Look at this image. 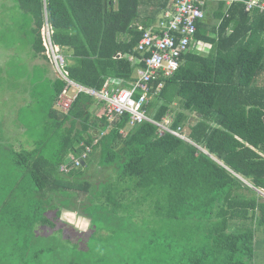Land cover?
Masks as SVG:
<instances>
[{
	"label": "trees",
	"instance_id": "obj_1",
	"mask_svg": "<svg viewBox=\"0 0 264 264\" xmlns=\"http://www.w3.org/2000/svg\"><path fill=\"white\" fill-rule=\"evenodd\" d=\"M9 1L3 7L19 16L2 20L0 45L45 55L48 21L54 44L72 53L70 79L97 90L111 79L130 87L145 69L148 54L137 49L144 31H161V20L135 26L140 0ZM227 1L211 2L198 23L207 49L151 84L164 85L150 116L189 129L192 143L160 137L149 123L131 126L129 114L113 124L92 117L95 100L81 94L66 117L82 120L72 139L0 157V264H254L264 242V13ZM6 82L0 72V89ZM56 82L58 97L65 82ZM84 153L79 167L61 170ZM95 163L112 170L107 181L91 173ZM56 204L80 206L93 233L70 228L74 242L62 230L41 232L55 228Z\"/></svg>",
	"mask_w": 264,
	"mask_h": 264
},
{
	"label": "built area",
	"instance_id": "obj_2",
	"mask_svg": "<svg viewBox=\"0 0 264 264\" xmlns=\"http://www.w3.org/2000/svg\"><path fill=\"white\" fill-rule=\"evenodd\" d=\"M170 7L161 19L160 32L149 29L144 31L138 44V51L148 54L141 60L145 69H140L136 75L137 80L125 87L120 80H108L100 90L87 88L70 79L67 63L60 47L53 42L54 30L49 23L42 28L45 55L53 65L58 76L65 82V87L55 102V109L67 116L70 114L76 100L81 94L88 95L103 105L104 116L113 124L122 116L130 115V125L136 126L143 123L155 125L160 137L171 134L183 141L192 143L189 134L184 128H172V119L167 117L163 122H157L150 116L147 107L152 98L163 88V83L153 88L151 84L160 79L174 76L181 66L182 57L195 51L202 52L201 42L196 38L198 23L205 18L207 6L215 0H169ZM228 4L244 3L246 10L253 12L256 9L264 13V0H228ZM88 151H91L89 149ZM86 158L84 153L81 158L72 155L69 163L62 166L63 172H69L74 167H79ZM70 165V166H68Z\"/></svg>",
	"mask_w": 264,
	"mask_h": 264
},
{
	"label": "crops",
	"instance_id": "obj_3",
	"mask_svg": "<svg viewBox=\"0 0 264 264\" xmlns=\"http://www.w3.org/2000/svg\"><path fill=\"white\" fill-rule=\"evenodd\" d=\"M167 1V5L165 7ZM13 3V2H12ZM3 6V3H2ZM8 6H14L8 5ZM170 7V1L169 0H140V15L139 19L136 21L135 26L138 27L139 30L143 29H149L156 25H158L159 21L161 20V17L163 13ZM46 23H49L46 21ZM124 39V37H122ZM200 48L202 49V52L207 49V45H201ZM12 51L11 59H16L18 65L19 71H14L19 73L17 76V80L20 79V82L25 84L27 86V91L20 94L21 97L29 98L31 101L34 102L35 110H32L31 113L39 112L41 109L44 110V120H42L39 123V126L41 127L40 130H38L36 127L37 125L34 122L33 117H29V122L25 124L24 122V113L27 112L26 108H18L11 106L8 108L6 112H4L3 116L1 117L0 124L4 126H8L10 128H13L16 130L20 135V140L22 141L26 136H30L35 141V146L30 148L29 150H32L42 144V142L45 143V138L47 135L53 138V140L60 141L62 140L63 136H69V139H72L76 131L80 130V123L82 120L76 119V117H71L70 119L66 118L67 116L62 115L55 109V100H56V81H59L62 79L58 76L56 73L53 65L50 63V61L45 57V55H41L38 57H35L33 52L27 49L23 53H19L18 51ZM62 54L65 57L67 67L68 64L72 63V53L66 49H62ZM7 59V56H5ZM14 61V60H13ZM19 61V62H18ZM16 65H12L13 67H16ZM23 67V69L21 68ZM47 67H50L52 71H47ZM16 69H18L16 67ZM3 75V74H2ZM4 78H8L6 75H3ZM44 76L45 79L42 78ZM26 81V82H25ZM16 83V80H15ZM48 83V86H40V91L38 92V87H35L36 84H44ZM48 99V103L45 106H42L38 109V106H36V102L38 99L46 98ZM95 100V99H94ZM72 111V110H71ZM10 113V114H9ZM88 113L93 116H104V108L103 105L98 103L96 100L94 103L89 104ZM6 114H9L10 120H8L6 117ZM70 115V114H69ZM68 115V116H69ZM5 118V119H4ZM4 119V120H3ZM3 120V121H2ZM77 122V129L74 130L72 135L70 136V132L73 130V122ZM35 127L33 128V126ZM33 128V129H32ZM32 129V130H31ZM36 129V134L32 135V131ZM62 131L61 138H56L57 132ZM2 137L0 139L2 141L8 140V135L4 133H0ZM23 136V137H22ZM48 141L50 139H47ZM46 140V141H47ZM18 149H23L27 147L26 144L22 143L19 144ZM12 149V148H11ZM17 151V150H16ZM259 253L263 256V260H261L259 257ZM254 261V264H259L257 262H260L264 264V242H262L261 247L257 249V254ZM258 258V259H257ZM257 259V260H256Z\"/></svg>",
	"mask_w": 264,
	"mask_h": 264
},
{
	"label": "rangeland",
	"instance_id": "obj_4",
	"mask_svg": "<svg viewBox=\"0 0 264 264\" xmlns=\"http://www.w3.org/2000/svg\"><path fill=\"white\" fill-rule=\"evenodd\" d=\"M2 3L3 4H7V5H12L13 4L9 0H0V26H2V20L4 19V17L9 16V18H10L12 16H19L18 14L15 15L16 11L7 10L6 9L7 6H5V8H4L2 6ZM212 24H214V22H212ZM11 50L17 51L16 49H11ZM11 50H7L6 48L2 47V45H0V72H2L3 75H6L8 77L6 79L7 82L5 83V88H3V86H4L3 85L2 89H0V121H1V117L3 116L4 112H6L9 107H11V106L18 107V108L22 107V108H26L27 109V112L24 113V117H23L25 124H27L29 122V117L30 118L33 117L34 118V122L37 125L36 128L38 130H40L41 127L39 126V123L42 120H44L45 112H44L43 109H41L39 112H35V113L32 114L31 111L35 110L34 102L31 101L29 98H27V96L20 98V94L27 91V86L25 84H23L22 82H20L21 78L18 79V80L16 78V76L19 73L14 72V71H19V68L16 69V67H13V66L12 67H8L10 61H12L11 56H10L12 54ZM5 56H7V59L5 58ZM12 65H13V61H12ZM47 71H52V70H51L50 67H47ZM42 78L45 79L44 76H42ZM15 80H16V83H15ZM260 82L262 84H264V78H262ZM44 85L48 86V83L36 84L35 87L39 86L38 87V92H39L40 91V86H44ZM47 103H48L47 97L45 99L41 98V99H38V101L36 102V106H38V109H39L42 106H45ZM174 107L176 108V111H179V107L178 106H174ZM9 114H6V116L8 115V117H6L8 120H10ZM193 120H194V118L190 119V121H188V124L193 123ZM34 127H35V125L33 126V128ZM184 131L186 133H190V130L187 129V128L184 129ZM0 133H4V134L9 136L8 140L2 141L0 139V153H2V156H0L1 158H5V157L9 156L8 153H10L11 150H8V149L12 148V149H15V150L21 152L23 149H27L28 150V149L34 147L35 144H36L34 139L31 138L30 136H26V138H24L21 141L19 139L20 135H19V133L16 130H14L13 128H10L8 126H4L2 124H0ZM32 133H34L32 135H35L36 134V129H34L32 131ZM50 136H52V135H47L46 138H45V141L47 139L53 140V138H51ZM61 136H62V131L58 130L56 138H61ZM0 137H2L1 134H0ZM21 142L26 144L27 147H25L23 149H18L17 146L19 144H21ZM5 149H6L7 152H5ZM90 171H91V173H93V175H95L98 179H100L102 181H107L112 175V170L105 169V168H100L97 163H95L91 167ZM257 193H258L259 196H263L264 197V193L262 191H260V192L257 191ZM76 209H78L82 214H84L82 212L80 206L76 207ZM49 215H50L51 218H55L54 212H51ZM84 215H86V214H84ZM55 224H56L55 228L46 227V228H42L40 230L43 233H48L49 231L53 232V231L62 230V232L60 231V235L64 239L65 238L68 239V237H72V240L74 242H76V239L72 236L73 234L70 231V227H67L66 225L60 223L58 220L55 221ZM93 231L94 230L92 228V229L89 230V232L82 233V234H85L86 236H89L90 234L93 233ZM258 236H262L264 238V235H262L261 233H259ZM258 258L263 260V256L261 255V253H259V257ZM257 263L262 264L260 262H257Z\"/></svg>",
	"mask_w": 264,
	"mask_h": 264
},
{
	"label": "clouds",
	"instance_id": "obj_5",
	"mask_svg": "<svg viewBox=\"0 0 264 264\" xmlns=\"http://www.w3.org/2000/svg\"><path fill=\"white\" fill-rule=\"evenodd\" d=\"M52 210L57 211V219L60 223L74 229L77 233H87L90 229L95 227L92 220L87 215L82 214L71 204H56L52 207ZM40 226L41 224L36 225V231Z\"/></svg>",
	"mask_w": 264,
	"mask_h": 264
},
{
	"label": "water",
	"instance_id": "obj_6",
	"mask_svg": "<svg viewBox=\"0 0 264 264\" xmlns=\"http://www.w3.org/2000/svg\"><path fill=\"white\" fill-rule=\"evenodd\" d=\"M83 164H84V162H83ZM258 191V190H257ZM258 192H260V191H258Z\"/></svg>",
	"mask_w": 264,
	"mask_h": 264
}]
</instances>
